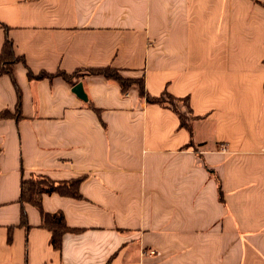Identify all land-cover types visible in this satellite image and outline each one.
Instances as JSON below:
<instances>
[{
  "label": "crops",
  "instance_id": "obj_1",
  "mask_svg": "<svg viewBox=\"0 0 264 264\" xmlns=\"http://www.w3.org/2000/svg\"><path fill=\"white\" fill-rule=\"evenodd\" d=\"M5 38L0 264H264V0H0ZM101 67L187 97L191 132ZM28 70L82 72L87 99ZM31 175L82 179L41 197L73 229L59 248L19 201Z\"/></svg>",
  "mask_w": 264,
  "mask_h": 264
},
{
  "label": "trees",
  "instance_id": "obj_2",
  "mask_svg": "<svg viewBox=\"0 0 264 264\" xmlns=\"http://www.w3.org/2000/svg\"><path fill=\"white\" fill-rule=\"evenodd\" d=\"M18 61H23V59L20 56H16L14 54L11 41L8 38H5L0 51V73H10L11 65ZM87 70L88 71H86V73L88 74H98L104 76L107 79L115 80L119 84L122 92H125L131 85H136L138 88L139 96L144 97L145 100L149 103H157L161 106L171 108L177 113L180 121V126L187 128L191 132L192 121L195 117L192 116L189 100L187 97H174L166 91H163L159 96H151L145 91L142 83V78H125L115 68L101 67L91 68ZM81 73H79V71H75L68 74L59 71L55 74L41 72L37 75H34L31 71L28 70V76L30 78H51L54 75H58L61 76L71 86L75 84L80 75L83 74ZM181 102L186 105L188 116L187 113L185 115V113H183L179 108L178 103ZM81 180L82 179L54 181L49 177L43 175H31L28 178L21 179L19 201L21 203H30L39 210L40 224L42 227L47 228L51 232L50 244L54 248H59L62 235L73 229L65 224L63 214L61 212L47 213L43 211L41 207V197L43 194L57 193L60 195L80 198L81 195L79 194L78 187ZM20 224L28 226L24 211H22L21 213Z\"/></svg>",
  "mask_w": 264,
  "mask_h": 264
},
{
  "label": "water",
  "instance_id": "obj_3",
  "mask_svg": "<svg viewBox=\"0 0 264 264\" xmlns=\"http://www.w3.org/2000/svg\"><path fill=\"white\" fill-rule=\"evenodd\" d=\"M72 91L82 100H86V94L83 91V86L81 82H77L76 84L73 85Z\"/></svg>",
  "mask_w": 264,
  "mask_h": 264
},
{
  "label": "rangeland",
  "instance_id": "obj_4",
  "mask_svg": "<svg viewBox=\"0 0 264 264\" xmlns=\"http://www.w3.org/2000/svg\"><path fill=\"white\" fill-rule=\"evenodd\" d=\"M178 106H179V108L181 109V111L183 112V113H185V115H186V113H187V116H188V111H187V107H186V105L184 104V103H178Z\"/></svg>",
  "mask_w": 264,
  "mask_h": 264
},
{
  "label": "built area",
  "instance_id": "obj_5",
  "mask_svg": "<svg viewBox=\"0 0 264 264\" xmlns=\"http://www.w3.org/2000/svg\"><path fill=\"white\" fill-rule=\"evenodd\" d=\"M218 146H219L220 148H223V147H224V143H219ZM147 253H149V254H153V253H154V250H153V249H150V250L147 251Z\"/></svg>",
  "mask_w": 264,
  "mask_h": 264
}]
</instances>
